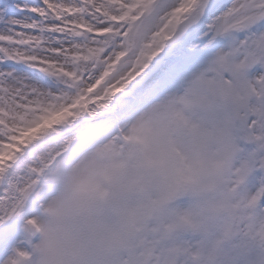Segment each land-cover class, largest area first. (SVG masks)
Wrapping results in <instances>:
<instances>
[{
  "label": "snow or ice",
  "instance_id": "obj_1",
  "mask_svg": "<svg viewBox=\"0 0 264 264\" xmlns=\"http://www.w3.org/2000/svg\"><path fill=\"white\" fill-rule=\"evenodd\" d=\"M0 264H264V0L0 3Z\"/></svg>",
  "mask_w": 264,
  "mask_h": 264
},
{
  "label": "rangeland",
  "instance_id": "obj_2",
  "mask_svg": "<svg viewBox=\"0 0 264 264\" xmlns=\"http://www.w3.org/2000/svg\"><path fill=\"white\" fill-rule=\"evenodd\" d=\"M5 2V0H0V3H4Z\"/></svg>",
  "mask_w": 264,
  "mask_h": 264
}]
</instances>
